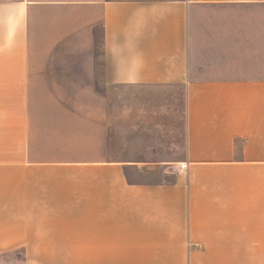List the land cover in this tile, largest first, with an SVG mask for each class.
Here are the masks:
<instances>
[{"label": "crops", "instance_id": "1", "mask_svg": "<svg viewBox=\"0 0 264 264\" xmlns=\"http://www.w3.org/2000/svg\"><path fill=\"white\" fill-rule=\"evenodd\" d=\"M122 88L147 91L121 106ZM57 97L93 100L42 115ZM19 249L264 264V0H0V254Z\"/></svg>", "mask_w": 264, "mask_h": 264}, {"label": "rangeland", "instance_id": "2", "mask_svg": "<svg viewBox=\"0 0 264 264\" xmlns=\"http://www.w3.org/2000/svg\"><path fill=\"white\" fill-rule=\"evenodd\" d=\"M97 36L95 40V48L94 51L89 54L88 60L89 62L93 63L96 59L99 58L100 53V45H101V33H100V27H97L96 29ZM72 57L69 53H67V58ZM80 68L76 66H67V93L73 89H79L80 82H79V74H80ZM97 72H95L94 66L88 67V76H87V82L89 87L91 84L96 80L97 78ZM83 78V73H82ZM73 79H77V82H73ZM61 84H64L63 82ZM82 84H84L82 82ZM142 91H147L146 89H137V88H122L121 89V106H125L129 104L130 98L133 97L134 94H139ZM84 100H93L92 98H85L81 99L79 97H57V98H41L39 99L40 104V113L42 115L44 114H51V115H63L65 113V110L63 109V104L66 102L67 107H73L78 108L79 103ZM56 121L63 120V118H53ZM158 149L161 150L162 154H168V155H179L184 150V137L182 138L179 133L176 138V144L169 145V146H158ZM164 179H170L169 173H164L161 170L154 174H144L140 175L138 177H133V180H145V181H155V180H164ZM132 180V179H131ZM0 264H24L22 251L19 249L13 253L9 254H0Z\"/></svg>", "mask_w": 264, "mask_h": 264}, {"label": "built area", "instance_id": "3", "mask_svg": "<svg viewBox=\"0 0 264 264\" xmlns=\"http://www.w3.org/2000/svg\"><path fill=\"white\" fill-rule=\"evenodd\" d=\"M188 168V164L187 163H183L182 166H181V170L183 169H187Z\"/></svg>", "mask_w": 264, "mask_h": 264}]
</instances>
